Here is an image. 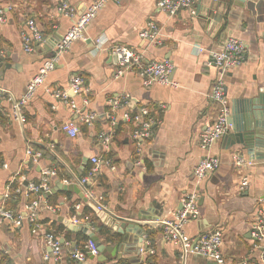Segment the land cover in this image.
I'll list each match as a JSON object with an SVG mask.
<instances>
[{
  "label": "crops",
  "instance_id": "crops-1",
  "mask_svg": "<svg viewBox=\"0 0 264 264\" xmlns=\"http://www.w3.org/2000/svg\"><path fill=\"white\" fill-rule=\"evenodd\" d=\"M61 1L0 0V9L4 10L0 20V59L12 66L0 72V90L7 92L0 109V206L25 216L27 204L36 197L34 193L28 194L29 183L40 182L48 170L55 171L48 175L53 192L41 199L40 233H34L27 220L20 226L0 223V264H76L70 259L71 250L82 243L87 245L90 237L70 230L67 220L74 223L78 219V225H87L89 217L90 228L106 246L117 247L122 242L123 235L102 223L77 192L59 188L60 183L76 184L87 176L93 157L108 155L115 169L103 164L85 184L89 193L80 183L84 196L91 194L121 218L159 223L143 227L144 247L138 259L131 260L138 235L130 233L128 243L115 253L88 255L84 263L215 264L199 254L184 257L180 244L163 237V222L172 220L182 207L184 195L194 187L195 168L207 153L217 156L220 166L202 182L200 215L185 226V232L195 237L208 230H219L223 234L222 252L230 264H263L252 228L264 217V143L249 152L235 138L224 136L206 152L200 146V134L219 113L211 91L220 70L210 52L220 49L229 37L243 40L248 54L243 64L225 73L233 123L230 132L234 133L237 117L246 108L263 106L264 0L234 1L223 31L206 27L187 9L170 16L158 9V0H108L88 25L85 38L75 41L62 55L24 106L26 121L21 124L14 119L11 98L19 99L26 93L44 61L95 0H65L74 6L75 17L60 13ZM30 20L35 21L44 37L28 53L23 47V34ZM151 21L160 27L161 44H150L140 36ZM97 39L102 41L100 47L96 45ZM50 44L55 46L51 50ZM116 45L144 53V62L170 60L174 64L171 80L178 86L155 83L146 87L137 70L117 77L118 61L111 53ZM196 46L205 51L198 52ZM73 74L82 75L86 88L74 96L79 113L47 90L69 89ZM123 95H129V102L113 113L116 123L112 125L108 116L110 101ZM143 107L150 108L157 122L153 135L137 142L134 133L139 125L125 121L124 114L135 115ZM89 112L98 114L90 126L80 120L81 114ZM70 120L80 126L75 138L63 130V124ZM101 132L112 134L108 150H103L98 140ZM137 143L141 145L140 151ZM28 147L42 153L38 162L27 154ZM238 153L252 163L238 167L234 158ZM18 172L26 178L24 182L18 178L12 182ZM245 176L249 178V187L241 191ZM49 231L55 232L63 243L61 260L57 262L45 242V232Z\"/></svg>",
  "mask_w": 264,
  "mask_h": 264
},
{
  "label": "built area",
  "instance_id": "built-area-1",
  "mask_svg": "<svg viewBox=\"0 0 264 264\" xmlns=\"http://www.w3.org/2000/svg\"><path fill=\"white\" fill-rule=\"evenodd\" d=\"M107 1L108 0H95L92 4H90L87 10L74 21L71 28L59 41L55 48L54 55L44 61L39 73L31 79L27 86L26 93L19 99H15L14 97L11 98L13 100V116L17 122L24 124L26 121V118L23 114L24 106L34 96L37 89L44 84L48 74L56 68L62 55L70 50L75 41L85 38L88 25L96 17L98 11L103 8ZM198 3L199 0H158L157 7L159 10L168 13L170 16L176 15L183 9H187L191 12V14L196 15ZM59 11L61 14L70 17H75L76 15L74 6L65 0L61 1ZM2 15H4V10L0 9V20L3 19ZM160 33L161 30L158 24L155 21H151L149 22L148 27L140 33V36L150 44H161ZM43 37L44 36L36 26L35 21H28V30L23 34L24 50L28 53L33 52L35 50V43L41 42ZM101 44L102 41L97 39L96 45L100 47ZM196 50L198 52L205 51L202 46H196ZM111 53L117 58L118 61V66L115 73L117 77L128 74L133 70H137L146 87H149L155 83L178 86L176 82L171 80L174 64L170 60H151L144 62V53L136 52L132 48L121 45L113 46L111 48ZM210 53L213 63L220 70V76L216 80L211 91V98L218 105L219 113L216 120L212 124L207 125L201 131L200 146L206 152H209V150L219 139L227 135L232 127L230 122V101L227 94L226 82L224 80L225 73L229 69L243 64L248 58L247 46L245 42L235 37L227 38L220 49L212 50ZM47 90L48 92H51L54 97L68 104L74 113H79L80 110L77 107L74 96L81 94L86 90L82 75L73 74L70 78L69 89L67 90L59 88H48ZM6 93V91L0 90V109L2 108L1 101L6 98ZM129 99V95H123L110 101L111 111L108 113V116L112 120V125L116 123L113 113L119 108L127 105ZM84 102L87 104V99H84ZM165 107V105H162V108ZM97 119L98 114L96 112L84 113L80 116L82 123L89 126L93 125ZM124 120L136 121L138 123V129L134 133V139L137 140V142L141 138H150L154 133V127L157 122L156 118L152 116L149 107L141 108L140 112L135 115L128 112L125 113ZM63 130L66 131L70 137L75 138L80 132V126L78 123H76V121L70 120L63 124ZM98 140L103 150H108L110 144L112 143V134L101 132L98 135ZM137 147V151H140L141 145L137 143ZM27 154L31 156L34 162H38L42 157V153L40 151H35L31 147H28ZM234 158L235 164L238 167L250 165L252 163V160L245 158L239 153L236 154ZM91 162L92 167L89 170L88 175L80 180L82 185H85L100 170V167L103 164H107L108 166L115 169V166L113 165L112 159L109 157V155L103 158L93 157ZM219 166L220 160L215 155L207 153L201 158L194 171L195 179L193 189L184 195L182 199V207L177 210L174 218L172 220H166L163 222L165 225L163 237L166 241L180 244L183 249L184 257H186L187 254H199L205 258L216 261L218 264H230L222 252L223 234L221 231L208 230L199 234L198 236L190 237L184 230L185 226L191 220L198 218L200 215V191L202 182L210 173L216 171ZM54 174L55 171L48 170L44 173L40 182L29 183L27 186L28 194L34 193L36 197L27 204V214L25 216L21 213L7 209L4 205H1L0 223L7 221L13 225L20 226L24 223V220H27L32 225V231L36 234L40 233L43 230V226L39 220V210L42 200H44L43 195L51 192L50 178L48 175ZM16 178L23 182L26 179L20 172L16 174L12 182L15 181ZM12 184L13 183H11L10 186ZM248 187L249 178L245 176L240 184V190L244 191ZM86 192L89 193L88 190H86ZM91 196L92 195L89 194L88 198ZM100 208H102V206H100ZM262 213L264 215V209H262ZM86 221L91 223L89 217L86 218ZM74 223L79 224L80 222L78 219H74ZM252 236L255 239L257 248L261 250V259L262 263L264 264V217H260L254 224L252 228ZM45 242L51 248V252L55 255L56 262L60 261L63 243L57 234L50 231L45 232ZM99 253L100 250L97 246V243L90 239L85 248H74L71 250L69 256L70 259L74 260L76 264H82L86 261L89 254L97 256ZM49 258L50 256L47 254L45 259L48 260Z\"/></svg>",
  "mask_w": 264,
  "mask_h": 264
},
{
  "label": "water",
  "instance_id": "water-1",
  "mask_svg": "<svg viewBox=\"0 0 264 264\" xmlns=\"http://www.w3.org/2000/svg\"><path fill=\"white\" fill-rule=\"evenodd\" d=\"M234 1H239L241 3H244L246 0H199V3L197 5L196 15L200 18L201 22L206 27H217L219 30H224L227 23V14L230 10L231 4ZM52 45V44H50ZM55 47L54 45L51 46L50 50ZM55 53V51H54ZM54 53L51 56L54 55ZM0 67L2 70L0 72H3L4 69L10 68L9 64L5 63L0 59ZM262 103V102H261ZM256 110H259L258 112ZM244 114L237 117V125L233 128L234 133L229 132L226 136V138H231L236 140L237 143L243 145L245 148L249 150V152H252V149H255L259 143H264V113L260 111H264V103L261 108H253L249 109L246 108L244 110ZM233 124V123H232ZM252 157V156H251ZM254 158V157H253ZM78 182L70 183V184H62L60 183L59 188H63L65 190H74L77 192L84 200V202L88 203L92 209L97 214V217L101 220L102 223L107 225L109 228L113 229L115 232H119L123 235L122 242L117 247L112 246H106L99 238V236L94 232L90 227L91 223H88L87 225H78L75 223H72L70 220H67L65 223L67 227L75 232L81 231L86 233L91 240L95 241L97 243V246L103 254H105L107 251H111L115 253L117 250H119L123 245H126L128 243V239L130 237V233H134L137 236V242L135 244V248L133 249L134 254L132 255V259H138V255L142 253L144 244H143V236H144V230L143 227L147 225H154L155 223H159L156 220H149V219H130V218H121L117 215H115L111 210L105 208L102 204H100L95 197L91 196L90 198H87L84 196V192L81 191L79 184L80 180H77ZM27 184L29 182H26ZM84 190H86L85 185H82ZM53 191L49 192L48 195H50ZM102 206V208H100ZM140 237H142L140 239ZM89 256H92L89 254ZM120 256V255H119ZM82 264H88L82 263ZM215 264H218L215 261Z\"/></svg>",
  "mask_w": 264,
  "mask_h": 264
},
{
  "label": "trees",
  "instance_id": "trees-1",
  "mask_svg": "<svg viewBox=\"0 0 264 264\" xmlns=\"http://www.w3.org/2000/svg\"><path fill=\"white\" fill-rule=\"evenodd\" d=\"M45 155H47V152H43ZM55 159L53 158V161H54ZM97 223H98V219H95L94 220V224H96L97 225ZM92 224H93V222H92ZM105 228L104 227H102V232H103V230H104ZM85 245H86V243H82L81 245H80V248H85Z\"/></svg>",
  "mask_w": 264,
  "mask_h": 264
}]
</instances>
